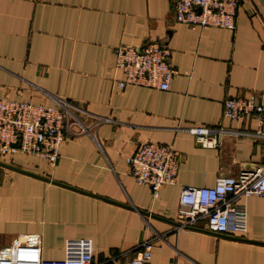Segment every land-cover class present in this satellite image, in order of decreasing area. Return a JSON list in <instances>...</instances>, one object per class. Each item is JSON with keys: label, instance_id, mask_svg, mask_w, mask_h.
<instances>
[{"label": "crops", "instance_id": "obj_1", "mask_svg": "<svg viewBox=\"0 0 264 264\" xmlns=\"http://www.w3.org/2000/svg\"><path fill=\"white\" fill-rule=\"evenodd\" d=\"M172 0H0V98L70 102V123L54 166L17 154L0 165V252L40 245L48 260L65 257L68 240L91 243V264H128L152 240L145 264H264V197L242 199L247 229L215 234L205 222L178 227L183 187L264 168L257 119L229 122L227 98L264 93V7L238 0L234 30L174 21ZM167 42L176 70L166 91L116 82L114 49ZM223 127L219 147L187 131ZM171 145L174 184L153 198L125 157L139 144ZM143 212V213H142Z\"/></svg>", "mask_w": 264, "mask_h": 264}, {"label": "built area", "instance_id": "obj_2", "mask_svg": "<svg viewBox=\"0 0 264 264\" xmlns=\"http://www.w3.org/2000/svg\"><path fill=\"white\" fill-rule=\"evenodd\" d=\"M174 21L190 27H219L234 30L238 0H172ZM167 42L152 41L141 46L120 45L114 49L115 67L124 75L116 82L157 90L169 89L176 70L170 64ZM74 106L55 99L53 104L0 98V156H37L54 166L70 123L76 119ZM222 115L230 123L255 115V134L264 139V93L248 98H227ZM203 147H219L223 127L194 126L187 129ZM129 173L138 184L148 185L157 198L164 185L175 183L178 155L171 145L143 142L125 157ZM264 197V168L243 169L234 176H218L211 186L183 187L178 200V227L196 226L204 221L215 234H242L247 229V211L242 199ZM152 240L144 241L128 264H145L151 256ZM65 257L48 260L40 245L16 244L0 252V264H91V243L68 240Z\"/></svg>", "mask_w": 264, "mask_h": 264}, {"label": "water", "instance_id": "obj_3", "mask_svg": "<svg viewBox=\"0 0 264 264\" xmlns=\"http://www.w3.org/2000/svg\"><path fill=\"white\" fill-rule=\"evenodd\" d=\"M259 1L261 2V4H262L263 7H264V0H259ZM0 165H2V166H6V167H9V168H12V169H15V170H17V171H19V172L26 173V174H29V175H31V176H35V177H38V178H41V179H44V180H48V179H46V178H44V177H41V176H39V175H36V174L30 173V172H28V171H24V170H22V169H18V168H16V167H13L12 165H9V164L4 163V162H0ZM142 213H143V212H142Z\"/></svg>", "mask_w": 264, "mask_h": 264}]
</instances>
